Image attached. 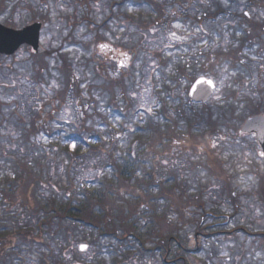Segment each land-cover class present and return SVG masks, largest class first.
Returning <instances> with one entry per match:
<instances>
[{"label": "trees", "instance_id": "obj_1", "mask_svg": "<svg viewBox=\"0 0 264 264\" xmlns=\"http://www.w3.org/2000/svg\"><path fill=\"white\" fill-rule=\"evenodd\" d=\"M21 1L0 0V17L10 12L4 25L18 28L13 15L22 9L29 18L21 27L41 23L46 37L53 24L48 0H39L36 6ZM107 1L108 14L100 23L91 9L95 0H71L69 12L55 7L60 24L50 32L56 47L50 45L44 55L24 47L20 52L29 58L22 61L17 55L0 56V79L4 81L0 95L15 96L9 101L0 99V264H28L33 257L37 264H70L66 250L77 242L96 252L97 264H125L135 257L162 264H194L195 257L206 251L204 244L222 242L238 245L243 258L264 255V230L238 222L252 193L239 190L237 166L224 157L229 153L231 159L242 160L246 152L253 156L246 165L257 179L256 196L264 209V174H256L257 161H262L259 147L254 138L241 134L249 118L264 116V0H247L248 10L235 15L238 20L230 31L239 47L201 50L181 62L159 57L162 77L173 62L174 75L169 79L175 84L187 80L200 59L203 75L218 80L217 71L222 69L235 75L223 99L209 107L202 105V114L187 101L192 116H181L187 123V135L177 131L165 110L159 113L171 123L165 131L146 111L150 123L134 130L133 118L141 112L133 109L129 97L131 90H137L136 68L127 80L110 78L107 61L98 62L95 46L108 35L116 39L119 32L121 41L129 38V46L120 42L119 47L137 61L145 53L144 41L150 31L175 23L198 27L221 15L231 18L238 0H226L227 10L220 6L206 9L198 0ZM217 34L223 37L222 32ZM79 51L84 55L77 59ZM108 63L113 68L111 58ZM256 75L259 99L240 92L256 81ZM18 78L26 79L30 91L15 84ZM190 79L186 93L197 80L195 76ZM46 88L52 93L47 94ZM69 106L78 113V124L71 129L57 127L56 117ZM103 108L109 113L104 114ZM177 113L182 114L181 110ZM117 118L129 127L122 124L115 135L112 120ZM99 125L106 131L101 132ZM197 127H204L202 134H195ZM43 135L49 137L48 145L40 142ZM178 136L188 137L189 145L181 148ZM72 144L74 152L69 150ZM144 145L148 150L143 151ZM190 154L195 159L187 160L193 161L192 171L204 172L212 185L220 187L224 205L209 206L206 191L192 195L182 176L176 177L173 161ZM88 164L99 172L97 186L88 188L92 182L84 179L81 189L78 171ZM218 199L212 197L214 202ZM191 235L195 247H191Z\"/></svg>", "mask_w": 264, "mask_h": 264}, {"label": "rangeland", "instance_id": "obj_2", "mask_svg": "<svg viewBox=\"0 0 264 264\" xmlns=\"http://www.w3.org/2000/svg\"><path fill=\"white\" fill-rule=\"evenodd\" d=\"M20 0H14V2H18ZM93 1V0H92ZM95 0V3L91 4V9L94 13L95 18L100 23L102 22L106 15L108 14V6L109 3L107 0L103 1H97ZM13 2V3H14ZM23 3H31L34 6L40 5L39 0H22ZM71 0H48V3L50 7L52 8V13L50 15L51 21L53 24L49 28L48 35L46 37H43L41 35V45L44 49H49L50 45L51 47L55 48L56 44L54 43L52 46V38L54 33H51L50 30L54 29L60 24V21L58 19V15L56 14L55 7L63 10L65 12L71 11V7L69 6V3ZM91 2V0H90ZM197 3L200 5H203L206 9L210 8L211 10L217 9L218 6H220L222 9L227 10L228 9V3L226 0H198ZM67 4V5H66ZM24 5V4H23ZM247 0H238V4L234 5L232 7V13L234 16L231 18H228L224 15L218 16L215 21H205L202 25L195 27L190 24H183V23H175L170 28H163L160 30H153L150 31L144 41V49L145 53L140 55V59L132 60V58L128 57V54L124 52L123 48H120L121 45L120 42L123 44H126L129 46L128 37L126 36L124 39H120L117 32V36H115L116 39H113L111 35L106 36V41L97 43L95 46V52L94 54L97 55V60L100 64L107 61V71L110 78H118V79H129V74L133 69L136 68L135 71V77H136V85L137 90H131L129 97L132 99V106L134 110L141 111L137 116L133 118V129H136V126L139 125L140 127H145L149 121V117L146 116L145 112H150L152 115V118L158 125H162V131L166 130V125H171V123H167L159 113L162 110L167 111V114L172 122H176L175 126L177 127V131L185 133L187 135V123L185 120L182 119V115L185 114L187 117L189 115L192 116L190 107L187 103L189 102L188 93H186V87L189 85L191 79V76H195L197 79L205 78L212 80L216 83V91L214 93V96L208 101L206 106H212L213 103H217L221 101L224 97V93L229 87L231 86L232 77L235 75H230L227 73L226 69H222L217 71L219 79L215 80L209 75H203V69L201 68L202 61L194 63L195 71L189 72L187 75V80L183 79L179 84H175V82L170 81V77L174 75V65L173 62L182 61L184 59H188L189 57H193L195 54L200 53L201 50H204L205 53L207 52H214L222 48H226L228 46L232 47H239L238 41L234 37H232L233 32L230 31V26H236L235 20H238V18L235 16L236 14L239 15L240 13L244 12L245 10H248L247 7ZM69 6V7H68ZM138 12H134V15L137 16ZM28 13L24 10L20 9L17 13L13 15V23L18 26V28H12L14 30H21L24 27H21L24 20L28 19ZM255 16V14L253 13ZM8 17H10V12L6 15H3V17H0V23L4 25L3 20H7ZM138 17V16H137ZM6 24V23H5ZM33 23H29V25H32ZM5 26V25H4ZM7 27V26H6ZM10 28V27H9ZM52 28V29H51ZM117 29H114L113 32L115 33ZM133 31H136L135 29H132ZM217 32H222L223 37L221 38ZM92 36L91 39H94ZM100 46H106L111 47L112 50L116 53V55L120 56L122 59L124 57L129 58V60H121L122 62V68L119 70V67L117 64H113V68L109 67L110 63H108V60H110V54L107 52L102 53V50ZM106 47H104V50H106ZM75 52V51H74ZM73 52V53H74ZM28 53L20 52L17 54L18 60H24L28 57ZM73 55V54H72ZM84 55L83 52H77L75 55L77 59H80ZM162 57L166 61L170 58L173 60L168 66V68L164 69V72L166 74L165 77H162V67L160 65V59L159 57ZM179 56H183L182 58H179ZM198 60V59H197ZM82 61V59H81ZM186 62V61H184ZM134 67V68H133ZM109 68H112L113 70H109ZM142 70V73H141ZM247 77V75H245ZM25 78H18L17 81H15V84L25 87V90L27 87L25 86ZM257 75H256V81L252 82V85L249 87L247 86V89H241L240 92H243L247 96H251L253 98L259 99L258 93L256 91L258 86L257 81ZM249 81V80H248ZM0 82H4L0 79ZM8 82V81H6ZM31 85V83H30ZM168 88V90L166 89ZM46 93L51 94L52 90H49L50 88H46ZM32 93V91H31ZM15 99L14 95H7L3 94L0 95V99L3 101H9L12 99ZM98 98V97H97ZM120 95H118V100L120 105H123L120 101ZM98 100H101L100 97ZM185 105V106H184ZM196 106L197 108H194ZM193 108L196 111V113H201L204 111V108L202 105H194ZM181 110L182 114L178 115V111ZM102 112L104 114H108L109 110L106 108L102 109ZM165 123H164V122ZM56 126L62 127V128H69L71 129L72 126H75L78 124V113L75 111V108L73 106H69L67 109L63 111L62 114L58 115L56 117ZM150 123V121H149ZM62 125V126H59ZM122 124L126 125V127H129L127 124H125V121H123L122 118H117L112 120V129L111 131L116 135L119 132H121V126ZM204 126V125H202ZM101 132H105L106 128L103 125H99ZM198 128V127H197ZM197 128H194L195 130ZM204 127L198 128V133L195 132V134H202V130ZM194 131V130H193ZM197 131V130H196ZM143 133H140V135ZM185 135V136H186ZM17 137V135H15ZM49 137L47 135H43L39 138L40 142H43L45 144H49L48 139ZM106 139L109 140V138L106 137ZM178 140L179 144H181V148H184L189 145V139L188 137L182 138L181 136H178L176 138ZM98 142V141H97ZM95 141V143L97 144ZM163 150V148H161ZM160 149V150H161ZM203 149V148H200ZM199 149V150H200ZM70 152L75 151V147H73V144L70 145L69 148ZM148 150L146 145H144L143 151ZM259 152V151H258ZM147 153V152H146ZM191 157L185 156L182 161H173V172L177 176H182V178L187 182L186 188L189 187V192L192 195H197L200 190L206 191L205 199L208 200L209 206L215 207L219 203L224 205L221 202V197L223 195L222 190L217 185H212L208 178L206 177V174L202 171L194 168L193 161L188 162V158L190 160H194L192 154H190ZM246 158L237 159H231V154H225L224 157L227 158L230 162H233L237 166V171L239 172V176L236 179V185L238 186L239 190L241 192H249L252 193L251 199L246 200V205L248 208H244V214L239 219V223L243 224L244 226H247L248 228L252 230H264V209L260 207V202L258 201V198L256 196L258 184L257 179L254 177L250 172L249 168L246 165V163L251 161L253 159V156L249 153H245ZM259 156V155H258ZM262 161H257V165L259 166V171L256 173L258 176H262L264 174V158H261ZM97 161V160H96ZM202 161V158H201ZM90 163V162H89ZM163 166L167 165L164 162L161 163ZM168 167H172V165H167ZM185 167V170H184ZM77 168V167H76ZM196 172V173H195ZM96 177H99V172L95 168L93 169L89 164L83 165L79 168L78 171V180H77V186L81 189L82 186L85 185L83 181L81 180H88L89 182H92L91 184H88V188H95L97 184L95 183ZM58 180H56L57 182ZM84 184V185H82ZM201 185L202 189H198L197 185ZM219 196V199L217 202L212 201V197ZM216 203V204H215ZM256 203V204H255ZM215 204V205H213ZM159 209L158 211H160ZM230 213V212H229ZM32 222L31 224H33ZM190 243L191 247H195V238L193 235L190 236ZM81 240V239H79ZM117 244V243H115ZM81 245H86L81 242L73 243L71 246L67 247L66 250V256L69 259L70 264H97L96 262V252L93 251L92 248L89 247L88 251L81 252L80 247ZM238 246V245H237ZM234 244L229 243H219L213 246L212 244L206 245L204 244V247L206 248V251L203 253L197 255L195 259L193 260L194 264H264V255L261 253H258L256 255H248L246 258H243L240 255V248L237 247ZM209 252V253H208ZM129 258H133L131 254H128ZM28 264H37V258L33 257L31 259H28ZM125 264H162L159 260H148L135 257L134 260L128 261Z\"/></svg>", "mask_w": 264, "mask_h": 264}, {"label": "water", "instance_id": "obj_3", "mask_svg": "<svg viewBox=\"0 0 264 264\" xmlns=\"http://www.w3.org/2000/svg\"><path fill=\"white\" fill-rule=\"evenodd\" d=\"M43 25L35 23L22 30H14L5 27L0 23V56L13 57L23 47H29L37 56L45 54L41 46V32ZM211 81V83H209ZM216 85L212 80L205 78L198 79L189 91V99L197 104H206L214 95ZM241 134L256 137L260 146V155L264 153V117H254L246 121L241 128ZM87 246L81 252L87 251Z\"/></svg>", "mask_w": 264, "mask_h": 264}, {"label": "flooded vegetation", "instance_id": "obj_4", "mask_svg": "<svg viewBox=\"0 0 264 264\" xmlns=\"http://www.w3.org/2000/svg\"><path fill=\"white\" fill-rule=\"evenodd\" d=\"M104 52H106V53L108 52V53H109L108 50H104ZM111 57H112L113 62H114L115 64H117L118 67L122 64L121 60H124V59H122L121 57L116 56V54H112Z\"/></svg>", "mask_w": 264, "mask_h": 264}, {"label": "snow or ice", "instance_id": "obj_5", "mask_svg": "<svg viewBox=\"0 0 264 264\" xmlns=\"http://www.w3.org/2000/svg\"><path fill=\"white\" fill-rule=\"evenodd\" d=\"M102 47H106V46H102ZM209 83H211V81H209ZM73 147H75L74 145H73ZM262 155H264V153H262ZM86 247V245H81V249H84Z\"/></svg>", "mask_w": 264, "mask_h": 264}]
</instances>
